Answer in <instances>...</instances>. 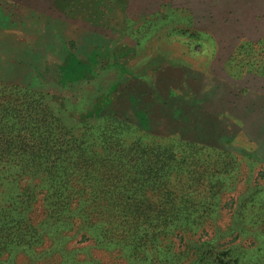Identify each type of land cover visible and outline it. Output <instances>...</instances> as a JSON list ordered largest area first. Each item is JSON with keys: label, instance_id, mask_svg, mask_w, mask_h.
<instances>
[{"label": "trees", "instance_id": "trees-1", "mask_svg": "<svg viewBox=\"0 0 264 264\" xmlns=\"http://www.w3.org/2000/svg\"><path fill=\"white\" fill-rule=\"evenodd\" d=\"M181 13L157 10L137 46ZM237 51L230 65L264 75V36ZM130 88L140 125L112 104L78 119L50 92L0 85V264L57 252L55 264H103L93 248L109 264H264V170L246 154L244 174L215 144L157 139Z\"/></svg>", "mask_w": 264, "mask_h": 264}, {"label": "rangeland", "instance_id": "rangeland-1", "mask_svg": "<svg viewBox=\"0 0 264 264\" xmlns=\"http://www.w3.org/2000/svg\"><path fill=\"white\" fill-rule=\"evenodd\" d=\"M173 7L181 15L137 46L145 20ZM262 36L264 0H0V85L50 92L78 119L112 104L140 125L129 105L132 87L142 92L157 139L178 134L218 145L243 160L244 174L249 155L258 177L264 75L228 60L241 41ZM245 186L246 178L238 188ZM92 251L103 264L114 262L113 253ZM61 256L21 253L15 264H55Z\"/></svg>", "mask_w": 264, "mask_h": 264}]
</instances>
